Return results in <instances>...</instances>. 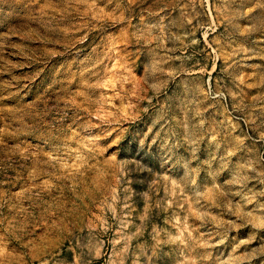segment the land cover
I'll return each mask as SVG.
<instances>
[{"label":"rangeland","instance_id":"obj_1","mask_svg":"<svg viewBox=\"0 0 264 264\" xmlns=\"http://www.w3.org/2000/svg\"><path fill=\"white\" fill-rule=\"evenodd\" d=\"M0 264H264V0H0Z\"/></svg>","mask_w":264,"mask_h":264}]
</instances>
